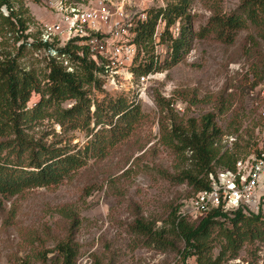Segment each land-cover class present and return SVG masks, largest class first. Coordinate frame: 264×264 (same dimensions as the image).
<instances>
[{"label": "rangeland", "instance_id": "374dc122", "mask_svg": "<svg viewBox=\"0 0 264 264\" xmlns=\"http://www.w3.org/2000/svg\"><path fill=\"white\" fill-rule=\"evenodd\" d=\"M39 1L11 0L14 12L20 7L27 11L22 18L28 20L31 36L22 37V44L35 42L40 22L54 20L47 9L48 0ZM136 2L140 5L131 9L133 14L159 9L160 5L159 0ZM239 3L192 0L187 11L192 31L196 33L205 26L212 8L230 14ZM18 45L11 32L4 38L0 36V59L6 54L18 55L22 68L45 67L43 51L26 45L19 52ZM169 46L166 37L154 43L148 53H140L136 67L150 57H155L161 67L150 79L141 83L135 75H116L115 88L107 84L110 79L105 77V86L96 92L98 101L123 98L139 105L144 117L127 139L104 158L89 159L56 187L30 189L8 198L0 196V264H20L22 260L40 264L39 255L45 252L47 262H54L56 253L48 251L66 237L71 224L66 213L74 214L78 221L74 235L80 247L76 264H196L193 256L183 259L184 242L171 231L173 210L187 202L185 199L194 190L164 178V173L176 174L186 164L176 163L173 153L159 142L157 96L171 99L173 112L183 121L214 113L222 131L219 144L222 150L235 153L237 159H252L258 152L264 153V33L249 26L231 44L220 42L213 34L196 37L189 51L172 67H168ZM112 69L125 72L121 66L112 65ZM37 100L34 95L29 106ZM34 133L36 137L49 133V142L60 140L61 145L69 143L77 149L91 139L85 131L64 130L51 121H44ZM220 169L214 167L216 172ZM241 209L246 216L264 215V184L257 189L254 202ZM226 213L228 218L233 217ZM136 217L150 225L153 232L162 231L165 248L160 250L131 232ZM220 241L215 233L211 242L213 257L218 254ZM222 264H264V242L244 244L235 259Z\"/></svg>", "mask_w": 264, "mask_h": 264}, {"label": "trees", "instance_id": "16d2710c", "mask_svg": "<svg viewBox=\"0 0 264 264\" xmlns=\"http://www.w3.org/2000/svg\"><path fill=\"white\" fill-rule=\"evenodd\" d=\"M191 3L192 0H168L164 9L153 8L145 12L146 19L138 20L133 28L137 60L141 52L148 53L153 49V35L159 19L165 22L159 42L166 37L170 40L168 67L180 61L196 37L205 38L213 34L220 42L231 44L238 33L249 26L264 33V0H240L238 7L230 14L212 8L211 17L196 33L192 31L191 17L187 12ZM1 4L6 5L10 13L7 17L0 15V36L4 38L11 32L14 44L22 37L28 39L30 34L23 35V31L28 29V20L26 22L22 18L27 11L20 7L17 13L14 12L11 0H1ZM177 22L179 26L175 33L173 29ZM26 45L41 51L52 48L58 59L44 54L45 67L35 70L22 68L18 55L1 56L0 196L6 198L30 189L60 185L84 167L89 159L104 158L130 136L144 117L139 105L128 103L123 98L109 99L107 103L105 100L98 101L96 92L104 85L100 76L107 72L106 61L101 57L93 59L87 47L70 42L58 48L53 44L42 45L35 40L29 44L23 42L18 51H22ZM157 64L158 60L150 57L146 63L130 70L139 79L158 72L161 67ZM34 95L38 100L29 106ZM191 96L196 98L194 94ZM67 102L70 106L66 107L64 104ZM172 102L171 99L157 96L159 142L173 153L176 163L186 164V167H178L176 174L164 173V178L191 186L194 193L185 199L188 200L197 192L208 189L210 174L232 172L236 162L241 159H237L235 153L229 150H222L219 144L222 131L215 123L214 113L183 121L173 112ZM44 121H51L64 130L85 131L91 139L77 149L69 143L61 145L60 140L49 142L46 139L49 133L36 137L34 129ZM261 153L258 152L254 158ZM215 166L221 169L216 172ZM182 206L183 202L173 210L171 231L184 242V260L193 256L196 264H222L235 259L244 244L264 242V215L246 216L242 213V206L229 211L232 218L227 217L228 213L215 209L195 221L181 215ZM68 214L65 215L70 216L71 224L65 239L48 251L56 253V260L48 263L45 252L39 255L40 264H76L80 247L74 235L78 221L74 214ZM130 230L160 250L166 247L162 231L153 232L142 218L136 217ZM215 233L221 241L218 254L213 257L211 242ZM20 264L31 263L22 260Z\"/></svg>", "mask_w": 264, "mask_h": 264}, {"label": "built area", "instance_id": "2783aa9c", "mask_svg": "<svg viewBox=\"0 0 264 264\" xmlns=\"http://www.w3.org/2000/svg\"><path fill=\"white\" fill-rule=\"evenodd\" d=\"M165 2L166 0H159L158 8L164 9ZM139 5L136 0H48L47 9L54 20L43 21L37 25L36 41L42 45L53 44L58 48H63L70 42L87 47L93 59H105L107 72L100 77L103 80L109 77L107 84L116 88V75L127 74L131 77L133 73L130 69L137 63L133 28L138 20L146 19L147 11L133 14L131 9ZM0 15H9L1 0ZM164 25L165 22L159 19L153 35L155 44L159 42ZM178 26L177 22L173 29L175 33ZM27 34L28 29H25L23 35ZM18 44L21 45L22 41L15 43ZM43 53L56 58L52 48L43 50ZM112 65L121 66L125 72L114 71ZM151 76L149 74L140 77L139 82L143 83ZM263 184L264 153L256 158L238 160L234 171L210 174L208 189L197 192L184 202L181 215L191 220H200L211 210L232 212L253 203L257 189Z\"/></svg>", "mask_w": 264, "mask_h": 264}]
</instances>
